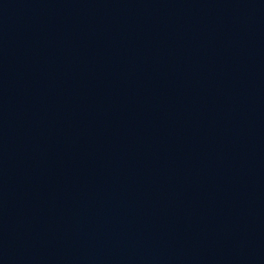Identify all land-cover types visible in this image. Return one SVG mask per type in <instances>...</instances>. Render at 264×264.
<instances>
[{
  "label": "water",
  "instance_id": "water-1",
  "mask_svg": "<svg viewBox=\"0 0 264 264\" xmlns=\"http://www.w3.org/2000/svg\"><path fill=\"white\" fill-rule=\"evenodd\" d=\"M0 264H264V0H0Z\"/></svg>",
  "mask_w": 264,
  "mask_h": 264
}]
</instances>
